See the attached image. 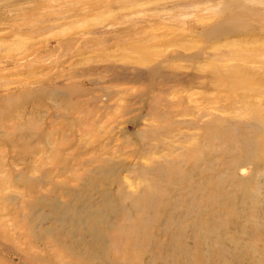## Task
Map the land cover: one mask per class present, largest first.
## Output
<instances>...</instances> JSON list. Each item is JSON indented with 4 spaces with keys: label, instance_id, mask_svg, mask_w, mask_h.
I'll return each instance as SVG.
<instances>
[{
    "label": "rangeland",
    "instance_id": "rangeland-1",
    "mask_svg": "<svg viewBox=\"0 0 264 264\" xmlns=\"http://www.w3.org/2000/svg\"><path fill=\"white\" fill-rule=\"evenodd\" d=\"M4 1L0 264H264V3Z\"/></svg>",
    "mask_w": 264,
    "mask_h": 264
},
{
    "label": "bare ground",
    "instance_id": "bare-ground-1",
    "mask_svg": "<svg viewBox=\"0 0 264 264\" xmlns=\"http://www.w3.org/2000/svg\"><path fill=\"white\" fill-rule=\"evenodd\" d=\"M246 1V0H245ZM248 2H250V3H257L258 5H263V3H264V0H247ZM9 3V1L8 0H5L4 2H3V4H8ZM32 16V15H31ZM2 18V16L0 15V19ZM26 18V17H25ZM54 20H56V18H54ZM12 48V47H11ZM10 50V49H9ZM1 64V63H0Z\"/></svg>",
    "mask_w": 264,
    "mask_h": 264
}]
</instances>
